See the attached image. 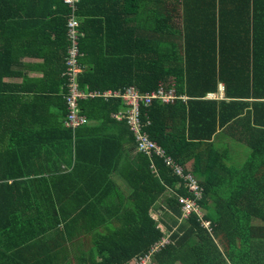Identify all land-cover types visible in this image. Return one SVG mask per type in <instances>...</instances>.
Instances as JSON below:
<instances>
[{
  "label": "trees",
  "instance_id": "trees-1",
  "mask_svg": "<svg viewBox=\"0 0 264 264\" xmlns=\"http://www.w3.org/2000/svg\"><path fill=\"white\" fill-rule=\"evenodd\" d=\"M257 1L76 0L71 6L64 0H0V127L2 136L9 134L0 150V264H71L73 257L77 264H130L145 254L155 264H264V65L254 67L250 60L251 50L256 54L251 39L264 42V28L251 31ZM70 17L78 22L81 54V69L72 78ZM49 24L56 37L50 42H57L43 55V76H23L14 86L32 92L23 100L12 96L3 77L20 73L10 67L24 65L21 56L42 55L34 48L49 44L44 39L49 40ZM234 50L242 55L236 68L228 59ZM232 68L236 71L225 75ZM72 80L81 92L95 93L76 97L77 114L87 121L75 126L66 123ZM219 80L224 98L205 97ZM130 85L142 92L162 85L186 96L153 100L141 107L139 121L165 156L197 177L201 197L162 157L138 148L125 103L104 94ZM11 121L19 122L18 128L2 124ZM81 133L91 138L85 141ZM225 134L250 147L240 166L223 159ZM49 135L67 154H44L57 149V143L43 142ZM123 142L134 151L124 163ZM86 148L95 151L85 155ZM72 159L71 171H98L88 174L90 181L120 170L129 192L109 178L96 187L86 183L87 190L66 192L64 205L52 206L50 213L39 200L58 198L59 190L44 189L50 173L45 176L43 167L57 171ZM52 176L57 181L60 175ZM180 195L196 199L203 212L183 216ZM62 210L67 217L60 221ZM81 218L86 219L79 223ZM81 228L90 235L87 251L69 247ZM156 241L160 246L153 249Z\"/></svg>",
  "mask_w": 264,
  "mask_h": 264
},
{
  "label": "crops",
  "instance_id": "crops-1",
  "mask_svg": "<svg viewBox=\"0 0 264 264\" xmlns=\"http://www.w3.org/2000/svg\"><path fill=\"white\" fill-rule=\"evenodd\" d=\"M256 11H254V13H256V18H255V23L251 29V31H261L264 28V0H258L257 1V7L255 8ZM47 28V35L49 34V40L47 39V37H44L46 43V46H44L42 49L39 48H34L35 52H41V54H26L20 57V63L23 62L24 65H18V66H12L10 67V69L12 71H18L20 73H11L10 75L4 76L3 77V81L6 83H9L10 86V92L12 96L18 94V95H23V99H25V96L27 93H31L32 92V88L31 89H25V91H20V88L17 86H14L15 84H20L23 80V76H26L28 79H37L43 76V67H41V65L43 63H45V59L44 53H46V51L51 52L55 50L54 48V43L57 42V40H54V42H50V39H55V31L51 29L50 24L46 26ZM251 44L252 46H254V49L256 50V54L254 55L251 50V54H250V60H251V65H253L254 67H257V63L259 66L263 67L264 65V42H262V38H257L255 43L254 41H252L251 39ZM257 44V46L255 45ZM33 47L34 44H33ZM240 50H234L232 53H229V61H230V65L232 66L234 64V67L236 68L239 60H242V55L239 52ZM54 59V57H52ZM218 58L221 59V56H216V60H218ZM259 59V60H258ZM23 66V67H22ZM53 66H54V62H53ZM236 70L234 68L230 69L229 71L227 70L226 74L227 75L229 72H235ZM1 86V85H0ZM50 87V85H47V88ZM51 87L53 88L54 85L51 84ZM220 87H222V89H220ZM221 92V95L215 99H223L225 96V92H224V82L222 81H218V86H217V90L213 91V92ZM45 93H48L47 90L44 91ZM208 92H212V91H208ZM98 121H95V123L97 124ZM2 124H11V126L13 127H17L19 125V122L17 121H11V123L8 122H3ZM92 127V126H90ZM4 129V127H0V150L5 149V146L7 145L8 141H9V134L8 132H6L3 136H2V130ZM83 131V130H82ZM235 132L234 130L231 129V132ZM81 138H84V140L86 141L87 139H90L91 137L89 135H83V133H81ZM51 135H49V137H45L43 139V142H49V144L52 143H57V149L53 150V151H48L49 148H46L47 150H43L44 154L45 152L47 153L46 155L50 156H56V157H63L66 153V150H64V146H61L59 141L57 139H52L50 137ZM224 137H220V144H224L227 148L225 149V153H223V159L225 161V163H227L228 165H231L232 167H236V166H240L245 159L247 158L249 151H250V147L248 148L245 145V141L244 139L241 140H237L235 137L231 138L229 136L225 135H221ZM30 140H36L33 139L32 137L29 138ZM124 143V142H123ZM124 146H126V151L123 152L122 158H121V162L124 163L125 161L127 162V160H130V156L133 155L134 151L131 148V145L129 143H124ZM50 150V149H49ZM95 149L94 148H86L84 150V154L88 155L91 152H94ZM263 152V151H262ZM111 157H113V152H111L110 154ZM73 158V156H72ZM50 164V162L48 163ZM192 164V162H188L187 167H190ZM60 169H58L57 171H54V169H51L49 166L51 165H46L43 167V174L46 176L48 175L47 173H50L48 175V181L44 180V189L48 188V187H56L59 190V196L58 198L52 196L50 199H47L46 197L41 198L39 201L41 203L42 207L47 206V210L51 213V207L52 206H57V207H62L65 203V201L67 200V198L69 197V193L65 194L66 192H72L75 191L76 189L80 190V189H85V184L87 183V185L90 186H95L98 185L100 182H103L104 179H111L113 183H116V185L118 186V188L124 193L127 194L129 192V188H128V184L126 182V180L124 179V176L121 175L120 170H114L112 172H107L106 177L104 176V173H102L100 176L96 177L99 178L97 181H94L95 178L91 179V181L89 180L88 174H93L95 172H98L95 169H89L86 167H77L75 170H72V166H73V159L71 164H64L61 163L60 164ZM72 173V175H67V173ZM60 175L57 178V181H55V178L52 175ZM67 176H64V175ZM50 179V181H49ZM63 193L65 194V196H61ZM30 204V203H29ZM114 203H111V205ZM44 210V208H43ZM49 215V214H48ZM57 215H60L58 217V219L61 221V216H65L67 217L66 213L62 210L60 213H58ZM110 215H108L109 217ZM50 217V215H49ZM49 217H44V219L42 221L48 220ZM54 217V216H53ZM86 218L79 220V223L82 222L83 220H85ZM252 221L254 222L255 219H252ZM59 227H61V225H58ZM100 231L103 230V228L99 229ZM80 237H86L89 239L90 241V235L87 233V231H85L84 228H81V232H79L77 234V236L75 237V239L73 240V244L69 245V247H77V249L79 248V250H83V251H87L90 249L92 243H90L88 246H85L84 243H82L80 241ZM91 242V241H90ZM89 248V249H88Z\"/></svg>",
  "mask_w": 264,
  "mask_h": 264
},
{
  "label": "built area",
  "instance_id": "built-area-1",
  "mask_svg": "<svg viewBox=\"0 0 264 264\" xmlns=\"http://www.w3.org/2000/svg\"><path fill=\"white\" fill-rule=\"evenodd\" d=\"M76 0H64L69 5L73 6ZM78 22L74 17H70L67 20V36H68V54H69V63L73 66L69 69L71 73V78L75 76L77 72H79L80 65L78 63V58L81 54L79 51V44H78V37L79 32L77 29ZM78 65V66H77ZM71 91L72 95L69 97V113H68V120L66 121L67 124L70 125H79L80 123L86 122L87 119L84 116H80L77 114V107H76V97L78 96H92L95 93L89 91V93L81 92L77 87V82L72 80L71 82ZM222 89V87H220ZM107 96H119L126 105V109L124 110L127 115L125 118L127 122L131 124V128L134 131V135L138 144V148L143 150V152L147 154H155L163 158L166 165L172 168V171L178 175L184 184L187 186L189 190H191L196 198L201 197L202 187L198 183L197 177L192 174L190 171H185L184 167L181 164L176 163L170 156H165L164 150L153 140H151L145 131L141 130V125L139 121V116L141 112L142 106L149 105L153 100H158L162 102H173L175 99L181 98L182 100L186 99V96L176 94L174 88L166 89L162 85H158L155 89L150 91L142 92L137 89L135 86H127L123 90H107L104 92ZM217 94V95H216ZM221 95L216 92H209L205 95L207 98H217ZM123 115V114H122ZM121 114H116L115 116L120 119L122 117ZM181 201V205H183L182 215L188 216L192 211L191 209L199 208L197 205L196 199L189 198L188 196H179ZM190 208L189 211L186 213V208ZM195 211V210H194ZM196 212V211H195ZM197 214L200 215L199 212ZM204 224V221H203ZM209 224V222H208ZM154 249V248H153ZM151 253V251H150ZM150 255H140L135 256L134 260L131 261L130 264H147L150 261Z\"/></svg>",
  "mask_w": 264,
  "mask_h": 264
},
{
  "label": "rangeland",
  "instance_id": "rangeland-1",
  "mask_svg": "<svg viewBox=\"0 0 264 264\" xmlns=\"http://www.w3.org/2000/svg\"><path fill=\"white\" fill-rule=\"evenodd\" d=\"M207 93H209V92H207ZM206 93V94H207ZM205 94V95H206ZM217 95V94H216ZM189 198H190V196H189ZM191 199V198H190ZM194 199V198H193ZM178 200L179 201H181L180 200V198H178ZM183 205H180V209H181V211L183 210ZM190 210V208L188 207V208H186V213H187V211H189ZM196 212H195V211ZM190 211H192L190 214H192L193 212L194 213H197V212H199V213H202L203 212V210L200 208V209H198V208H194V209H191ZM205 211V210H204ZM205 213V212H204ZM189 214V215H190ZM189 215H188V217H189ZM185 218V217H184ZM203 226H205L207 229H208V231H210V233H212V228H211V226H210V223L208 224V221L207 220H204V225ZM207 231V232H208ZM169 235H170V233L167 231V232H165V234L162 236V240L164 241V242H167L168 240H169ZM166 239V240H165ZM168 239V240H167ZM80 241L82 242V243H84L85 244V246H88L91 242L89 241V239L88 238H86V237H80ZM158 241H156V243H154L153 244V248H159V246H160V244L159 243H157ZM70 261H71V264H77V262H78V260H77V258H75V257H73V258H71L70 259ZM147 264H155V262L151 259ZM174 264H182L180 261H175L174 262Z\"/></svg>",
  "mask_w": 264,
  "mask_h": 264
}]
</instances>
